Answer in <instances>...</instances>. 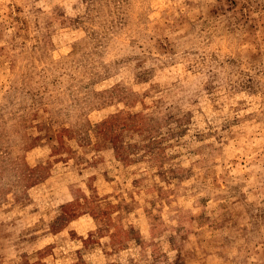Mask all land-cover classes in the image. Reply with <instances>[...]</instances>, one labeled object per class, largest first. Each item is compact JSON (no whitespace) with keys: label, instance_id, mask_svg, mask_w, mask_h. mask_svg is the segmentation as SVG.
Segmentation results:
<instances>
[{"label":"rangeland","instance_id":"374dc122","mask_svg":"<svg viewBox=\"0 0 264 264\" xmlns=\"http://www.w3.org/2000/svg\"><path fill=\"white\" fill-rule=\"evenodd\" d=\"M159 3L169 4V0H0V188L19 187L23 179L5 147L11 127L4 119L8 114L9 119L19 116L20 124L51 119L63 121L65 127L77 125L86 114L90 122L104 124L101 142L115 144L124 137L129 141L139 137L150 141L146 145L150 151L159 146L151 138L160 132L167 135L172 105L159 98L151 102L136 98L122 82L133 79L132 72L117 63L119 54L137 38H154L160 47H165L161 41H167L173 57L179 52V60L165 64L169 69L165 78L174 77L171 83L176 90L199 89L205 94L216 92L217 97L222 90L229 99L240 97L234 111L257 110L247 119L234 117L229 128L235 131L224 141L226 154L235 153L230 160L245 164L247 157H237L251 140H259V128L253 125L260 124L259 113L264 111L260 107L264 80L259 78L264 72V0H179L174 9L153 7ZM165 18L168 25L179 23L180 39L144 32L149 25L158 27L151 21ZM259 147L252 145L249 155ZM92 151L100 153L92 163L105 166L96 178L110 184L116 179L110 173L118 167L113 163L118 157L106 147ZM248 165L245 179L253 182L255 199L236 192L219 197L218 203L211 197L202 200L201 211L192 218L204 234L197 242L199 253L181 248L170 264H264V175L258 152ZM132 184L138 187L137 180ZM46 187L37 186L32 192L35 211L19 196L11 202L7 196L0 200V264H101L98 254H104L105 248L81 250L95 218L78 215L59 229L75 215L69 207L43 228L37 206L48 199ZM122 211L131 216L136 210L126 203ZM48 215L51 220L54 213ZM128 232V247L140 245L136 229L130 227ZM179 239L186 241L188 236ZM176 242L169 238L170 246ZM123 251L112 252V260L105 255L103 264H126L130 257L121 256Z\"/></svg>","mask_w":264,"mask_h":264},{"label":"clouds","instance_id":"9594fccd","mask_svg":"<svg viewBox=\"0 0 264 264\" xmlns=\"http://www.w3.org/2000/svg\"><path fill=\"white\" fill-rule=\"evenodd\" d=\"M177 6L179 0L175 4L171 0L169 4H153L156 8L174 9ZM165 20L151 21L158 27L153 29L149 25L144 32L180 39L183 29L179 23L172 26ZM161 43L165 47H160L154 38L134 39L127 51L119 54L117 61L122 68L132 72L134 78L122 82L127 85L128 91L137 94L136 98L147 97L149 102L159 98L172 105L168 109L171 119L166 122L167 135L160 132L151 138L152 141H159L154 151L146 147L150 141L145 143L139 137L131 141L124 137L121 143L115 144L101 142L104 124L90 122L86 114L80 117L77 125L68 127L63 121L51 119L37 124H20L19 116H12L11 119V114L4 116L6 126L11 125L8 127L9 143L5 145L8 158L23 179L19 187L8 185L0 188V200L7 196L11 202L14 196H19L23 204L33 208V190L46 185L48 199L37 206V218L43 217V228L64 215L69 207L75 215L59 229L78 215L95 218L93 231L84 238L81 250L105 248L104 254H98L101 264L105 255L112 260L111 253L121 248L124 249L121 256L130 257L126 264H170L181 248L192 249L198 254L197 242L204 234L196 228L192 218L201 211V201L211 197L218 203L219 197L226 198L236 192L247 193L249 198L255 199L251 195L255 190L253 182L245 179V173L250 171L248 161L257 152L261 174L264 175V111L259 113L260 124L253 125L259 128V140H251L237 157V160L247 157L245 164L231 161L230 156L235 153L226 154L224 150V141L231 131H235L229 125L235 123L234 117L247 119V114L257 110L242 107L240 111H234L233 107L240 97L229 99L222 90L219 97L216 92L205 94L199 89L188 93L176 90L171 83L174 77L169 75L165 78V73L169 71L165 64L174 58L179 60V52L173 57L167 50V41ZM118 74L113 73V76ZM259 78L264 80V72ZM260 107L264 109V103ZM222 122L224 131H221ZM55 123L59 126L54 128ZM252 145L261 147L249 155ZM94 147H106L114 157H118L113 160L118 167L110 173L116 179L110 184L96 178L105 166L96 167L92 163L94 157L100 155L93 153ZM125 155L127 159H124ZM134 179L138 181V187L133 186ZM137 191L139 196H136ZM261 195H264V187ZM165 201L168 203L165 204ZM126 203L129 209L136 210L131 216L122 211ZM57 205H64L65 208L58 209ZM49 213H54L51 220ZM130 227H134L136 235L141 237V244L136 247H128ZM193 231L197 235H192ZM181 235H187L188 239L181 241ZM170 237L177 241L172 246L169 244Z\"/></svg>","mask_w":264,"mask_h":264}]
</instances>
